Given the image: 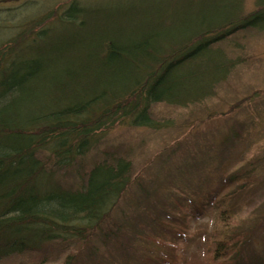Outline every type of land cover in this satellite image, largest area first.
<instances>
[{
  "label": "trees",
  "instance_id": "1",
  "mask_svg": "<svg viewBox=\"0 0 264 264\" xmlns=\"http://www.w3.org/2000/svg\"><path fill=\"white\" fill-rule=\"evenodd\" d=\"M174 1L188 4L192 19L179 27L177 41L173 23L163 28L172 21ZM22 5L14 16L27 14L30 5ZM244 5L245 0H156L145 25L94 35L81 32L104 10L74 0L42 27V19L25 16L0 25V45L9 44L0 46V262L38 252L44 259L48 245L66 251L61 264L128 262L127 224L115 215L131 186L133 162L111 151L83 172L76 162L96 150L114 124L159 127L151 111L155 103L187 106L211 96L240 60L220 43L239 31L264 30V0H255L248 13ZM56 24L67 31L52 34ZM257 160L228 174L225 183L246 189L245 180L259 172ZM222 194L215 189L207 196L223 221L216 235L210 233L212 242L220 236L216 259L264 264V244L251 248L264 211L251 227L233 223L234 191ZM108 243L122 253L106 256Z\"/></svg>",
  "mask_w": 264,
  "mask_h": 264
},
{
  "label": "rangeland",
  "instance_id": "2",
  "mask_svg": "<svg viewBox=\"0 0 264 264\" xmlns=\"http://www.w3.org/2000/svg\"><path fill=\"white\" fill-rule=\"evenodd\" d=\"M72 1L6 0L0 3V25L15 24L25 16L34 21L42 19V27ZM77 1L104 10L102 19L91 21L88 30L81 32L98 35L118 31L122 26L145 25V14L154 10L151 7L156 0ZM22 3L30 5L23 12L27 14L14 16ZM171 9L174 12L168 18L172 21L165 20L163 28L173 23L177 41V30L191 19L190 10L188 4L177 1ZM254 9L255 0H245L244 12ZM134 10L143 13L139 18L122 17ZM51 13L53 17L46 18ZM155 23L159 25V20L155 19ZM63 31L67 29L56 24L52 34ZM220 44L229 57L240 60L211 96L187 106L155 103L151 111L159 127L114 124L104 132L99 147L76 162L83 172L105 151L133 162L131 186L115 215L119 222L127 224L123 238L129 257L125 264H223L214 254L215 239L220 236L213 242L210 237L223 226L221 212L207 202L208 193L215 189L223 194L234 191L230 201L235 205L233 223L251 227L256 220L253 218L264 211V30L239 31ZM256 159L259 172L245 180L246 189L225 183L228 174ZM263 238L264 226L259 230L256 225L251 248L262 249ZM103 249L106 256L122 253L115 254L110 243ZM44 251L48 253L44 259V253L38 252L14 256L0 264H61L67 254L58 245H48Z\"/></svg>",
  "mask_w": 264,
  "mask_h": 264
}]
</instances>
